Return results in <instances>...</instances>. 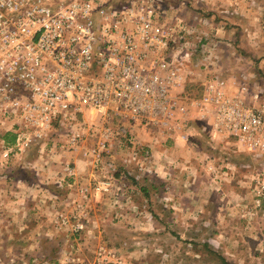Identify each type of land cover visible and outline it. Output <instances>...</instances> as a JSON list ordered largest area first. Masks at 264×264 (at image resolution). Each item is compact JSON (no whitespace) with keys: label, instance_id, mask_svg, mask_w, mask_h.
I'll list each match as a JSON object with an SVG mask.
<instances>
[{"label":"rangeland","instance_id":"obj_1","mask_svg":"<svg viewBox=\"0 0 264 264\" xmlns=\"http://www.w3.org/2000/svg\"><path fill=\"white\" fill-rule=\"evenodd\" d=\"M179 58L183 87L200 88L205 79L215 85L211 78L225 74L229 96L242 91L244 101L256 96L255 106L264 104L253 85L255 94L245 93L246 80L256 82L253 69L239 73L230 67L226 73L206 69L202 55ZM77 122L95 132L103 126L89 113ZM112 127L115 139L104 166L82 155L96 134L70 148L66 130L57 126L43 150L40 142L16 153L5 147L14 142L5 135L13 133L0 130V264H264V151L209 140L197 134L198 124L189 142L163 144L136 127L137 154L129 128L121 132L116 121ZM149 145L153 151L145 157ZM140 159L150 162L141 167ZM99 182L108 188L96 189ZM84 186L91 188L87 199ZM100 247L106 254L98 261Z\"/></svg>","mask_w":264,"mask_h":264},{"label":"built area","instance_id":"obj_2","mask_svg":"<svg viewBox=\"0 0 264 264\" xmlns=\"http://www.w3.org/2000/svg\"><path fill=\"white\" fill-rule=\"evenodd\" d=\"M168 1L0 0V130L15 135L5 147L16 153L40 142L44 147L61 126L70 148L96 134L82 154L100 165L112 145L114 121L121 132L129 128L138 154L133 128L152 127L175 143L188 142L195 110L212 139L264 151V104H248L242 91L229 96L223 80L200 99L178 93L179 57L194 31ZM85 113L102 121V129L78 123ZM71 166L67 162L65 169ZM90 190L81 188L84 199ZM98 254L101 261L106 250L100 247Z\"/></svg>","mask_w":264,"mask_h":264},{"label":"crops","instance_id":"obj_3","mask_svg":"<svg viewBox=\"0 0 264 264\" xmlns=\"http://www.w3.org/2000/svg\"><path fill=\"white\" fill-rule=\"evenodd\" d=\"M232 3L233 4L229 6L230 2L227 0H169L167 7L169 5L172 6L174 13L179 14L182 19L187 22L191 31H194L191 36H188L187 42H189V44L186 49L184 48L182 54L189 53L202 55V65L205 66L206 69L215 70L219 68V71L222 69L226 73L227 71L231 70L230 67H233L232 70L239 71V73L243 71L250 72L252 71L251 69H253V73H257L253 80L257 83L251 81L248 83V80H246L248 89L245 91V93L250 92L252 94L253 92L250 91V86L253 85V88H257V90L261 92L258 93V97L260 95L264 97V82L262 86L259 79V77L264 79V0H233ZM224 6L228 7L227 12L225 11ZM186 8L190 9L187 15L185 11ZM193 45L194 47L191 48ZM189 47L191 49H188ZM233 55L238 58L232 60ZM231 60L233 62H231ZM235 60H238L239 63L234 62ZM229 61L232 63V65H229ZM224 76L225 74L219 76L217 75L214 76L217 78H211V80L213 81L222 79L224 81ZM205 80L203 81L202 85H200L202 87V93L200 95L192 96L189 94H184L182 92V90H184L183 82L178 88V93H181V96L183 97L200 99L204 96L209 85L212 84L208 82L209 79L206 81ZM227 88H229L228 85ZM242 95L245 96L246 94L244 95L242 93ZM245 102L255 105L259 102V100L256 98V96H254L252 100L250 98ZM194 114L196 119L192 120V122H194L193 125L195 126L199 124L200 126L197 134H203L210 140L211 135L209 134V129L202 121H200L198 117V111L194 110L193 115ZM142 128L143 127H140V129ZM193 128L197 129L196 127ZM144 129L148 131L150 135L152 134L150 137L154 139L156 144H163L167 142L175 143L172 139H168L164 135L159 134L152 127H145ZM188 130L189 134L191 135V128ZM133 135L135 137L136 132H134ZM114 139L115 135L113 141ZM179 143L183 142L179 141ZM224 143L227 144L228 141H224ZM34 145L38 147L37 144ZM148 148L149 149L147 150L153 151L152 145H149ZM236 148L239 150L238 147ZM43 149L44 147L41 146V150ZM112 158L114 159L115 156L113 155ZM136 158L134 157V160L137 162L139 157ZM113 161L111 159L109 162L112 164ZM149 162L150 160H141L140 166L142 167L144 164L147 165ZM66 163L67 162H65L63 165L64 168ZM207 163L208 166H214L211 160H209ZM101 164L104 166V163ZM77 166H80V164L78 163Z\"/></svg>","mask_w":264,"mask_h":264},{"label":"trees","instance_id":"obj_4","mask_svg":"<svg viewBox=\"0 0 264 264\" xmlns=\"http://www.w3.org/2000/svg\"><path fill=\"white\" fill-rule=\"evenodd\" d=\"M197 87V85H195V84H186V86L184 87V94H189V95H192V96H197V95H200L201 93H202V87H198V88H196ZM194 122H192V123H190L188 126H189V128H193L194 127ZM6 137V139L7 140H9V141H14V139H15V135L14 134H6L5 135ZM37 147V146H36ZM226 264V263H225Z\"/></svg>","mask_w":264,"mask_h":264}]
</instances>
